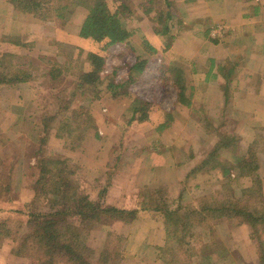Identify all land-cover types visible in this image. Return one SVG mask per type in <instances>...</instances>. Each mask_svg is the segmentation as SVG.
<instances>
[{"label":"rangeland","instance_id":"rangeland-1","mask_svg":"<svg viewBox=\"0 0 264 264\" xmlns=\"http://www.w3.org/2000/svg\"><path fill=\"white\" fill-rule=\"evenodd\" d=\"M146 1L126 0L129 8L124 13L122 23L128 30L132 31L134 38L129 39L126 43L122 42L110 46L106 51L101 52L98 43L77 35L85 15L83 8H76L67 20L54 18L50 22H41L30 15L16 14L11 4L0 0V35L3 33L22 35L24 40L33 42L29 58L38 68V74H41L40 77L29 82L30 93L32 94L26 99L22 97L25 90L18 89L14 93H9V96H6L5 89L0 90V157H6L13 153H17L21 157L15 161L12 168V202L0 200V215L2 214L8 220L3 226H11L12 219L25 221L24 215L18 213L16 209H20L22 203L29 199L33 184L37 179V171L31 175L26 170L29 163L35 162V157L30 158V160L27 158L30 153L29 150L34 147L31 141V135L34 133L30 130L33 125L31 126L30 119L27 117L28 112L33 111L34 104L29 102H33V99L39 102L37 105L39 109H35L37 112H34L37 114L41 106L44 105L41 104V99L44 97L48 99L45 108L51 110L58 108V102L64 98L67 89L72 84L71 82L77 79L81 71L91 70L89 56L98 53H102L105 57L101 71V76L104 79L98 85L97 92L93 93L90 91L91 89L84 87V93L80 90L81 93L79 92L76 96L78 99H75L83 103L85 108H92L94 116L100 121L98 120L96 129L90 128L84 132L81 141L66 151L70 158V164L76 165V161H83L85 162L83 167H87L89 158L93 155L99 157V147L108 145V157L101 158L100 161L97 159L96 162L97 169L100 171L98 164L102 165L106 160L112 163L114 151L118 149L117 151L123 152L125 150L119 162L120 165H117L116 170H112L109 176L108 190L115 196L114 202L117 204H122L120 202L125 200V196L128 200L131 197L129 195L131 191L137 192L143 183L148 185L160 183L161 180L158 177L154 181H150L146 174L147 168L156 164L162 168V171L158 172L159 177L164 176L162 183L165 182L168 186L183 185L184 202L196 203V200H199L201 196L209 197L216 193L219 197H222L220 194L223 192L229 194L228 190L223 188L222 184L225 179H223L220 169L190 173L193 165L201 161L208 150L217 142L216 137L202 129L199 121H197L199 118L197 110H204L206 115L212 119L221 117L224 107L223 92H218L219 89L216 88V84L213 87L207 86L204 94L203 85H198L199 80H202L198 79V76L201 77L202 74L186 72L181 76L179 83L185 85L186 97L192 94V104L190 107L180 105L178 103V85L174 83L168 73L169 71L166 70L170 66H177L178 63L180 66V60L177 59L176 62L172 60L174 52L172 50L167 51V49L187 25H193V19L200 18L201 22L204 21L203 24L199 22L198 28H201L202 33H206L205 37L210 36V39H221L225 36L224 33L222 37L213 38L210 35V30L212 27L224 26L226 22L223 20L208 24V11H206L205 5L202 7V0H197L194 4H191L194 0H169V11L172 15L170 19L171 34L176 35L172 40L167 37L162 38L154 32L155 10L157 9L155 5H151L154 7L153 11L148 14L143 13L142 5L147 6ZM178 26L181 28L180 31L177 30ZM142 37L158 49L155 48V51L151 52L135 40ZM168 43L167 48L163 47ZM138 56L147 61L145 69L141 73L145 76L138 81L141 74H137L135 81L124 85L127 94L123 97H113L107 88L108 82H127L129 75L134 73L130 69ZM53 63L57 67H66L62 70V76L58 80H51L45 76V74H49ZM185 64L187 65L184 67L186 71L190 65ZM220 80L222 81V78ZM234 85L235 80H232L230 89L233 95H231L229 102L230 110L226 112L228 118L223 130L236 131L242 138L238 141L235 149L234 146L227 147L226 145L219 151L221 162L230 168L235 165L238 157L247 151L254 134L253 129H250L252 126L248 124V116L252 113L254 104L251 99L245 98L243 93L235 96L240 89L239 87L237 90L234 89ZM18 95L22 98L17 99ZM137 98L141 99L137 104L138 110L133 111V108H129L128 103H131L130 101L136 102ZM74 105H77V101L74 102ZM126 106L128 107L126 108ZM4 108H8L6 110L8 111L7 115L5 111H2ZM167 111H171L173 117H170L168 126L159 132L156 127L168 120ZM19 112L25 113H22V115H26L25 120H22L16 127L12 128V125L8 127L11 120L14 121ZM142 113H145L147 118L143 121L137 120L135 117ZM63 118L60 117L59 119L63 120ZM214 123L217 124L216 121ZM214 123L213 125H215ZM57 124L59 125L60 121H57ZM107 141H109L108 144ZM63 146H65L63 139L52 135L46 144V149L56 151ZM190 150L192 153L189 155L187 153V157L182 158V151ZM168 164L172 165L167 166ZM89 168L95 169L93 165ZM110 168V166L109 168L105 167L106 170ZM259 174L264 183L262 161H260ZM247 184L248 181L244 178H238L231 183L233 187L237 188ZM143 216L137 215L135 226L137 223H142L141 218ZM154 219L155 222H159V224L156 223L158 226L162 225L159 219L156 217ZM207 220L203 227L206 228L209 224L215 233L213 237H207L197 245L193 264H260L257 239L251 237L247 227L245 242L240 243V237L237 235L236 239L231 237V231L239 225L232 224L228 220L220 221L215 216L210 215ZM69 222L73 223L75 219L70 218ZM111 228L110 223L102 219L96 222L90 231L80 230L77 239L97 252L107 242L112 253L110 264H152L150 261L153 256H150V251L147 252L148 248L137 250L140 247V241L132 245L130 249L125 242V247L123 245L116 256V241L107 238V232ZM148 228L150 227L145 226L143 231H147ZM135 230L137 233L141 231L138 227H135ZM120 231L128 236V228ZM256 233L258 234L257 237L259 236L264 240V231L258 230ZM206 244L210 245L209 248L205 247ZM12 247L8 238L0 237V264H27L30 262L29 258L17 257L12 254ZM243 252H245L244 256L242 255ZM126 253H129V256H126ZM154 263L164 264L162 260Z\"/></svg>","mask_w":264,"mask_h":264},{"label":"trees","instance_id":"trees-1","mask_svg":"<svg viewBox=\"0 0 264 264\" xmlns=\"http://www.w3.org/2000/svg\"><path fill=\"white\" fill-rule=\"evenodd\" d=\"M4 1L11 4L16 14L30 15L41 22H50L54 18L67 20L76 8H83L85 15L77 35L98 43L101 52L106 51L110 46L126 43L134 38L132 31L122 23L124 13L129 8L126 0ZM146 2L147 6L142 5L144 14L153 11L152 6L154 5L157 8L154 32L162 38L174 39L176 34H171L170 1L147 0ZM180 29L178 26L177 30L180 31ZM135 40L149 51H155V48L145 38ZM33 44V42L24 40L22 35L9 33L0 35V90L5 89L6 96L18 89H25L23 98L31 96L29 82L41 75L38 74V68L29 58ZM165 45L169 46V43ZM104 60L102 53L89 56L91 70L81 71L77 79L71 82L64 98L58 102V108L54 110L45 108L48 99L44 97L41 99V104L44 105L37 114L34 112H37L35 109H39L37 106L39 102L34 99L33 102H29L34 104L33 111L27 114L31 126L33 125L30 130L34 133L31 135L34 147L29 150L27 158L30 160L35 157V162L29 163L26 170L31 175L37 171V179L33 184L29 199L22 203L20 209H16L18 213L24 215L25 221L12 219L10 222L12 225L5 227L3 224L8 220L2 214L0 215V228L3 226L0 229V237L10 240L13 246L11 253L17 257L29 258L30 262L27 264H110L112 253L109 244L105 242L102 249L97 252L77 239L79 231H90L93 225L102 219L110 223L112 228L107 232V238L116 241L115 254L117 256L119 249L121 250L128 238L120 230L135 223L139 214L147 217L154 216L164 225L166 239L163 246L158 248L157 255L164 264H193L197 245L205 238L214 236L215 230L209 224L206 228L203 227L210 215L220 221L228 220L235 225L244 224L251 237L257 239L259 263L264 264V240L257 237L256 233L258 230L264 231V183L259 174L260 161L263 162L264 167V126L250 128L254 132L253 138L247 151L238 157L233 167H226L219 157V151L223 146H234L235 149L242 138L236 131L223 130L228 118L226 112L230 110L229 102L232 97L230 82L233 79L236 63L226 60L219 64L217 69L223 81L220 84L224 96L221 116L223 118L212 119L206 115L204 110H197L199 116L197 121L205 132L217 138V142L201 161L193 165L190 172L201 173L220 169L225 179L222 184L223 188L228 190L229 194L223 192L220 194L222 197H219L216 193L214 196H201L196 203L184 202L183 185L168 186L165 182L162 183L164 176L159 177L158 174L162 168L149 166L146 174L150 181L158 177L161 180L160 183L157 185L143 183L135 195L128 198L129 207H127L125 202L120 205L111 202L107 192L110 183L109 176L112 170H116L117 165H120L119 162L125 150L123 152L115 150L112 163L106 160L102 165L98 164L100 171L97 169L96 162L97 159L100 161L101 158L108 157V145L99 147V157L93 155L89 158L88 162L86 161L89 164L87 167H83L85 163L83 161V163L76 161L77 166L71 165L70 158L67 156L68 152H66L81 141L84 132L90 128H97L99 119L94 116L92 108H85L84 104L75 98L79 92L81 93L80 90L84 93V87L91 89L93 93L98 91L97 87L104 79L101 76ZM146 64L147 61L138 56L130 69L134 73H130L127 82H108L107 88L110 94L116 97L121 93H127L124 85L135 81L136 75L143 72ZM64 69H66L65 66L57 67L53 63L49 74L45 76L51 80H58ZM166 70L169 71L174 83L178 85V103L190 107L192 94L186 97L185 85L179 83L185 69L174 65ZM22 97L18 95L17 99ZM140 100L137 98L136 102H133V111L138 110L137 104ZM75 101L77 105H74ZM16 108L19 109L18 104ZM22 113L25 114L19 112L12 122V128L25 120L26 115ZM166 113L168 120L156 127L159 132L168 126L170 117H173L171 111ZM203 113H205L204 116ZM60 117H64L63 120L59 119ZM135 118L143 121L147 117L145 113H142ZM57 121H60L59 125ZM52 135L63 139L65 146L56 151L47 150L46 144ZM2 141L4 142L3 138ZM106 143L108 144L109 141ZM182 153V158H186V154L189 155L192 151H182ZM19 158L21 157L17 153L0 157V200L12 202V168ZM91 165L95 169L89 168ZM109 166L111 168L106 170L105 167L109 168ZM238 178L246 179L248 184L239 188L233 187L232 181ZM235 188H237L236 191ZM70 218L75 219V222H69ZM209 246V244L205 245L207 248Z\"/></svg>","mask_w":264,"mask_h":264},{"label":"crops","instance_id":"crops-1","mask_svg":"<svg viewBox=\"0 0 264 264\" xmlns=\"http://www.w3.org/2000/svg\"><path fill=\"white\" fill-rule=\"evenodd\" d=\"M196 1H192L191 4ZM204 5L206 11H208V24L223 20L226 22V25H224L225 36L223 35L224 37L221 39H210V36L205 37L206 33H202L201 28H198V24L201 22L200 18H195L192 20L193 25H187L184 31L177 35L167 51L172 50L174 52L172 60L174 62L177 59L180 60L181 67H186L185 63L190 65V68L185 73L202 74L203 77L198 76V79H202L199 80L200 83L198 85H203L204 94L207 86L213 87L216 84V88L219 89L218 92H222L220 84L223 81L220 80L221 77L218 75L217 70L219 64L226 62V60L236 63L232 80H235L234 89L237 90L239 87L240 90L235 96L243 93L245 98L251 99L254 104V109L248 116L249 126H264V0H202V7ZM203 22L201 23L203 24ZM153 47L156 48L155 45ZM163 47L167 48L166 45ZM143 76L145 75L141 74L140 79L138 77V81ZM125 94L127 93H121L118 97H123ZM130 102L128 103L129 108H134L133 101ZM7 109L4 108L2 110L5 111L6 115ZM12 121L8 127L12 125ZM170 165L172 164L167 166ZM151 167L160 166L156 164L151 165ZM107 192L109 200L115 203V196L108 189ZM135 193L136 191L132 190L129 195H135ZM124 198L125 200L120 203L123 204L125 202L126 206L129 207L127 197L125 196ZM141 222V225L137 222L136 226L135 223L129 225L126 245L130 249L132 245L140 241V247L137 250H146L148 248L147 252L150 251V256H153L150 262L152 264L153 262H159L161 259L157 257L158 248L163 246L166 239L164 225L158 226L159 222H155L154 216H143ZM145 226L150 228L147 231H143ZM135 227H138L141 231L137 233ZM231 232V237L236 239L237 235L241 238L239 239L240 243L245 242L244 237L247 234L245 225H239ZM244 254L245 252L242 253L243 256ZM125 255L129 256V253Z\"/></svg>","mask_w":264,"mask_h":264},{"label":"built area","instance_id":"built-area-1","mask_svg":"<svg viewBox=\"0 0 264 264\" xmlns=\"http://www.w3.org/2000/svg\"><path fill=\"white\" fill-rule=\"evenodd\" d=\"M225 33V27L224 26H216V27H212L210 30V35L214 38V37H222L223 34Z\"/></svg>","mask_w":264,"mask_h":264}]
</instances>
